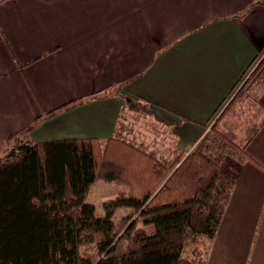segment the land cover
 I'll return each instance as SVG.
<instances>
[{"label":"crops","instance_id":"obj_1","mask_svg":"<svg viewBox=\"0 0 264 264\" xmlns=\"http://www.w3.org/2000/svg\"><path fill=\"white\" fill-rule=\"evenodd\" d=\"M250 76L243 106L258 121L235 130L250 159L237 168L206 260L264 264V0H5L0 155L40 117L33 141L107 140L126 98L148 101L172 123L178 156L188 155Z\"/></svg>","mask_w":264,"mask_h":264},{"label":"trees","instance_id":"obj_2","mask_svg":"<svg viewBox=\"0 0 264 264\" xmlns=\"http://www.w3.org/2000/svg\"><path fill=\"white\" fill-rule=\"evenodd\" d=\"M245 87L226 113L236 111L234 100L246 96ZM75 106L67 103L49 116ZM225 112L188 155L180 153L171 163L119 128L107 140L37 142L29 134L44 120L40 117L11 136L9 149L0 155V264H207L200 253L185 259V249L216 237L237 168L250 159L249 140L224 127ZM128 113L172 126L142 98H126L120 117ZM98 181L116 194L105 204L104 216L88 202ZM122 208L132 213L114 221ZM139 224L154 229L147 232ZM99 236L100 258L83 257L81 248ZM121 239L127 250L114 256Z\"/></svg>","mask_w":264,"mask_h":264},{"label":"rangeland","instance_id":"obj_3","mask_svg":"<svg viewBox=\"0 0 264 264\" xmlns=\"http://www.w3.org/2000/svg\"><path fill=\"white\" fill-rule=\"evenodd\" d=\"M255 71L257 72L258 70ZM250 79L251 76L241 86V88L246 86L244 93L246 94V96L243 95L244 97L241 98V100L239 101V99L236 100L237 97L235 96L237 92L232 95V97L226 102V104L221 108V110L213 116L207 127V132L210 131L212 127L216 124V121L219 118L220 114L223 110L225 112L226 107L230 104L234 97H236L234 101L239 105H234V107L236 106V111H234L235 113L231 111L224 113V118L222 121V123L224 122V127H229L230 130H239L240 132L241 130H244L245 132H250L255 128L257 124L256 121H258L257 116L253 115L254 113L250 114L249 112H247L248 107L246 105L243 106V99L246 100L250 98V96L246 92V89L250 83ZM248 117H250V122L246 127V124L243 122V119H248ZM122 119L123 120L120 123L121 127L119 131L123 136L134 141L136 144L146 148L149 151L156 152L164 163H171L177 158L176 156H178V152L174 143L172 142L171 137L169 136V130L164 124H161L160 122L156 121L154 118L151 117L136 118L132 113L126 114L124 117H122ZM235 125H238L239 128L235 127ZM243 125H245V129L241 128V126ZM89 194L90 195H88V197L90 199V202H93L96 208H98L99 216L105 215V204L115 199L116 197L113 188L102 181H98L91 189ZM130 213H132L131 209H119L116 211L113 220L117 222L121 218L129 215ZM139 227L145 229L147 232H152L154 229L152 226H143L142 224H139ZM101 240L102 237L99 236L95 243L83 246L81 248V255L85 258L97 261L101 256L98 250V244ZM127 247L128 242L125 239H121L118 242L117 248L113 255L119 256L123 254L127 250ZM209 248L210 240H201L196 244H189L185 249L183 257L185 259H193L197 256L198 253L202 254L204 257V255L206 256V252Z\"/></svg>","mask_w":264,"mask_h":264}]
</instances>
